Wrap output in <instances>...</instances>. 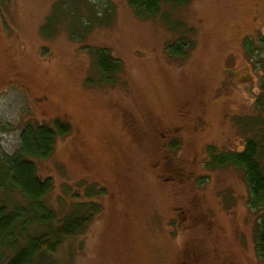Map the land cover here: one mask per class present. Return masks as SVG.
I'll return each instance as SVG.
<instances>
[{"label": "rangeland", "instance_id": "obj_1", "mask_svg": "<svg viewBox=\"0 0 264 264\" xmlns=\"http://www.w3.org/2000/svg\"><path fill=\"white\" fill-rule=\"evenodd\" d=\"M83 1H69L63 20L62 0H0V157L20 150L28 126L71 128L34 159L53 184L46 201L59 218L77 202L99 207L47 261L261 264L264 207H252L243 170L207 163L210 147L241 152L248 138L264 140V0L164 4L174 28L128 0ZM80 3L89 29L73 27ZM183 37L193 46L171 56ZM102 49L119 63L110 73ZM235 69L250 85H228ZM176 127L184 132L166 146L162 133Z\"/></svg>", "mask_w": 264, "mask_h": 264}, {"label": "trees", "instance_id": "obj_2", "mask_svg": "<svg viewBox=\"0 0 264 264\" xmlns=\"http://www.w3.org/2000/svg\"><path fill=\"white\" fill-rule=\"evenodd\" d=\"M69 1L71 0H62L60 6L57 5L55 9L58 8L60 11L58 16L64 18L63 20L67 18ZM79 1L83 5L84 1ZM81 3L72 12L73 27L80 25L89 29L93 25L85 20V15H82L79 9ZM128 3L142 18H155L161 15L167 25L174 28V24H171L174 22H171L172 13L166 11L162 14L163 6L171 5V10H176L179 6L186 5L188 0H128ZM86 5L88 9L93 7ZM92 16L99 18V13L96 12ZM91 17L88 19H92ZM181 41H184L183 46ZM179 43L168 49L171 56L177 55L174 53L176 45H180L179 48L182 50L180 57L186 54V45L193 46V40L184 37ZM97 61L103 73H110L119 64L109 56L106 49L99 51ZM55 125L54 128L47 125L28 126L22 134L20 150L12 155L0 157V264H52L46 258L56 253L64 244H72L79 236L84 235L98 213V204L90 201L77 202L69 214L59 218L46 201L53 184L50 179L40 178L34 159L48 158L56 140L69 135L71 128L62 127L58 122ZM208 152L211 157L207 163L208 168L231 165L244 171L250 190V203L255 210L262 209L264 140L249 139L243 152L217 153L215 147H210ZM256 257L264 264V212L257 225Z\"/></svg>", "mask_w": 264, "mask_h": 264}, {"label": "flooded vegetation", "instance_id": "obj_3", "mask_svg": "<svg viewBox=\"0 0 264 264\" xmlns=\"http://www.w3.org/2000/svg\"><path fill=\"white\" fill-rule=\"evenodd\" d=\"M262 39H263V41H262ZM261 45H264L263 43H264V36L261 38ZM254 46V45H253ZM253 46H252V49L251 50H253L254 51V48H253ZM240 75H243V73L242 72H240L239 70H234V71H232V75H229L228 76V82H231V84L230 83H228V85H230L231 87H233L234 86V84H239V83H241V84H245V85H250V81H248L249 80V77L248 76H244V77H240ZM9 81H11V80H9ZM13 81V80H12ZM0 83H3V82H0ZM257 97H258V95H257ZM219 98H220V96H219ZM134 123H135V125L137 126V124H136V120L134 121ZM184 132V130H182L181 129V127H176V128H173V129H170V130H168V132H164V133H162L163 134V136L164 137H166V140L168 141V142H166V146H169V140L172 138V140H179L178 139V137H179V135L181 134V133H183ZM249 139H251V138H248L247 140H246V142H245V144L242 146V148L240 149L241 150V152H243L244 150H245V148H246V144H247V142L249 141ZM171 148V147H170ZM171 150V149H170ZM208 150V149H207ZM238 153V152H237Z\"/></svg>", "mask_w": 264, "mask_h": 264}]
</instances>
